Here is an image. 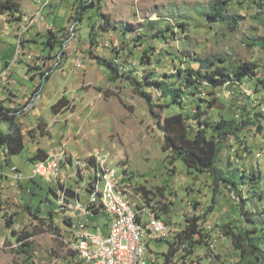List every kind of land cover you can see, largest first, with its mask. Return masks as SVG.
<instances>
[{
    "label": "rangeland",
    "instance_id": "1",
    "mask_svg": "<svg viewBox=\"0 0 264 264\" xmlns=\"http://www.w3.org/2000/svg\"><path fill=\"white\" fill-rule=\"evenodd\" d=\"M14 1L19 11H0V75L2 66L10 62L4 65L14 68L9 79L15 77L33 90L26 95L27 100L25 97L19 100L14 108L25 133V150L10 157L9 162L0 153V264H77V257H73L64 240L70 227L64 222L66 217L78 218L73 206L65 202L63 207L54 202L56 210L52 217L38 212L36 203L22 186L28 185L30 178L37 179L48 201H55L50 187L63 196L61 185H72V180H62L68 177L51 181L32 176L31 157L39 149L52 158L63 153L66 162L61 166L63 174L72 172L70 163H75L76 168L77 160L90 162L104 155L132 188L131 201L135 208L142 203L148 215H153L148 210L156 211V215L159 212L170 225L172 231L166 238L147 241L148 251L156 262L165 259L167 239L173 240L190 218L203 216L214 205L200 224L203 242L197 243L192 252L187 250L188 243L174 244L178 258L172 264H264V252H261L262 260L257 259L260 251L256 254L252 247L246 248L248 254H241L233 239L226 235L229 230L245 232L255 237V242L264 249V173L259 192L258 183L242 176V172L248 175L259 167L264 171L263 157L260 156L263 162H258V154L264 149V133L249 127L243 135L247 144L241 145L235 137L227 141L218 165L223 176L235 175L241 183L235 187L224 179L216 185L209 172L191 171L182 159L164 150L165 132L139 92L142 88L154 96L158 105L155 109L161 112L162 120L179 112L190 114L200 102L206 106L204 117L231 115L224 96L214 107L204 102L212 98L208 93L210 84L203 85L208 90L204 93L185 96L181 106L169 105L172 97L161 95L153 82L174 74L168 78L169 82L184 86L185 73L199 68L196 57L230 68L251 61L264 71V46L260 44L264 40V0H232L226 6L227 19L223 21H211L208 17L216 0H95L96 6L89 7L83 15L79 12L80 5L91 0H48L44 15L41 6L46 0ZM37 8L40 10L36 13ZM26 20L29 24L22 27ZM36 23L41 27L37 40L20 38V27L25 34ZM95 23L99 26L96 25V41L92 42L90 33ZM7 26L10 28L6 29ZM15 26L19 27L18 38L13 32V28L17 30ZM50 31L64 44L45 50L43 41ZM146 50L150 51V57ZM92 53L120 64V76L111 81V70ZM27 69L33 73L32 79L25 78ZM41 82L44 86L37 92ZM54 82L57 85L51 91L49 87ZM193 90L194 87H189L188 92ZM11 93L8 91L9 97H13ZM64 95L75 107L55 113L52 105ZM201 96L207 100H201ZM187 122L192 132L199 128L198 119L193 116ZM6 127L2 125L3 129ZM207 134L211 136L212 130L207 129ZM247 145L252 153L244 150ZM5 163L8 168L17 166L25 177L21 181L10 177L3 169ZM90 172L93 176V169L86 167L85 176H90ZM106 221L104 215L92 217L90 227L96 229ZM56 225L62 227L60 234L54 230ZM26 234L30 235L29 239L21 242L17 239L18 235ZM25 241L31 244L28 251V247L20 248V243Z\"/></svg>",
    "mask_w": 264,
    "mask_h": 264
},
{
    "label": "trees",
    "instance_id": "2",
    "mask_svg": "<svg viewBox=\"0 0 264 264\" xmlns=\"http://www.w3.org/2000/svg\"><path fill=\"white\" fill-rule=\"evenodd\" d=\"M231 1L232 0L214 1L207 13L209 19L211 21H223L227 19L226 6ZM18 6V3H16L14 0L1 1L0 11H19L20 9ZM91 6H96L95 0H91L90 2H82L79 9L80 14L83 15V13ZM233 18L236 21V18ZM96 25L98 24L95 23L93 25L90 33L92 42L96 41ZM102 28H104L103 25ZM161 35L165 36L164 30H161ZM46 38L47 39L43 41V48L45 50H47V48L49 47L54 49L61 44V41L58 40L57 34L53 31H50V35ZM63 44L64 43H62L61 45ZM260 44L264 46V40L260 41ZM145 52L147 53V57H150V54L148 53L150 51L146 50ZM92 55L99 61L100 64L107 66L111 70V75L109 76L111 81L115 80L116 75L120 76V64L112 59H103L97 55H94V53H92ZM196 60L199 62V68L189 69V71L185 73V76L182 77L185 83L184 86H175V83L169 82L168 78L176 76L174 74L167 75L164 79L156 80L153 82L160 90L161 95L163 94V96L172 97V99L168 103L169 105L177 104L183 106L185 96H189L190 94L196 95L198 94V92H202V89L204 88L203 85L210 84L212 85V88L210 91H208V93L212 96V98L210 100H207V98H203L201 96L200 99L207 100L204 102L208 103V107H214L216 102L221 101V97L219 98L216 92L218 90V87H221L225 84L236 87L241 82L247 84L246 79L255 78V76H257L259 73L264 72L260 70L257 63L251 61H245L243 63H239L237 66L230 68L225 64L218 65L215 61L203 57H196ZM223 62H225V60H223ZM113 73L115 75H113ZM179 73H182V70H180ZM259 80L260 82L262 81L261 79ZM42 86L43 83L39 84L37 87V91H39ZM189 87H194V92L189 93ZM139 92L143 97L146 98L150 106L151 113L156 116L159 126L165 132L163 145L165 151H170L178 159H182L185 162L187 168L191 171H196L198 173L209 172L214 177V182L216 183V185H219L220 181L224 179L233 184L235 187L238 186L239 182L241 183V180L235 175L223 176L222 171L218 165L221 154L226 146L227 141H229L231 137H235L241 145L247 144L245 136L243 135L249 127H255L256 131L258 129V132L264 133V111H261L260 109H258V107H254L253 104L249 101L246 102L243 106H239L237 102L235 103L234 101H228L227 109L231 115L228 116V114L220 113V115L211 118L209 116L204 117L207 113L206 109H204L206 108V106L200 102L190 114L185 115L182 112H179L170 116H166L162 120L161 112H158L155 109V106L158 105L154 103V96L151 93L145 92L142 88H139ZM74 105L75 103L64 95L52 105V110L55 113H60L68 108L73 109L75 107ZM169 105H165V107H169ZM239 109H242V112L240 116H237V112ZM190 116L198 119L199 123V128L193 132L191 131L190 126L187 122ZM2 124H5L7 126V131L2 128ZM207 129L212 130L211 136L207 134ZM25 147V133L20 123L17 121L16 109L7 107L4 101L0 100V149L2 148L4 150L6 160L8 161L10 157L21 154L25 150ZM245 149L247 152H251L250 150L248 151V145L244 148V150ZM47 158L48 153L43 149H39L38 152L33 157H31V160H34L35 164V162L37 163V161L45 160ZM91 162L93 163V161ZM256 170L257 171H252L248 175L242 172V176H246L249 182L253 181L252 183H258V189L256 190L259 192V183L262 179L263 171L260 167ZM30 179L31 180L28 185L22 186L32 202L36 203L35 209L38 212H45L52 217L54 211L56 210L55 205H53L54 202L56 205L63 207H66V205L63 204L66 202L67 205L73 206L76 216L78 215V211L75 207L77 193L71 187L66 188L64 185H61L60 188L65 193L63 196H60L57 191L53 189V187H50L49 190L56 196L57 199L55 201L49 199L48 201V197L43 192V185L40 184L37 179ZM242 182L245 183L243 180ZM243 183L241 185H243ZM261 192L262 191H260V197H262ZM37 196H40V198H37ZM145 196L148 202L147 194ZM30 207H32V205H30ZM138 207L142 208L141 205H139ZM213 207L214 205L208 207L203 216L198 215L190 218L188 220L187 226L176 236L174 235L173 240L167 239L169 247L168 251L166 252L165 259L161 263L160 261L156 262V260H153L152 263L172 264L175 260L174 256L178 252V249L174 247L175 243H188L187 250L189 252L193 251V248L197 243H202L204 236L202 235L203 232L200 224L202 220L206 219L210 212L213 211ZM158 213L159 212H157V216H161ZM101 215L102 213H100V209L96 208L93 217H98ZM74 220L75 219L73 216H67L64 222L67 225H73ZM10 222L12 223V220H10ZM54 230L57 231V234H60L62 231V227L56 225ZM14 234L17 235V232L14 231ZM196 235H200V238H197ZM226 235L233 239L235 247L241 252V254H248L249 252L247 251L249 250L246 251V248L252 247L256 254L260 251V255L257 254V259L262 260V257L264 255L261 252H264V249L261 246V243L255 242V237H251L245 232L236 233L234 230L226 231ZM29 238L30 235L28 234L18 235L17 237L20 242ZM24 246L28 247L26 249V251H28L30 250L31 244L29 243V241L20 243V248L22 250H25L23 249ZM72 254L74 255L73 257L76 256L74 252ZM76 262L77 264L81 263L79 260Z\"/></svg>",
    "mask_w": 264,
    "mask_h": 264
},
{
    "label": "built area",
    "instance_id": "3",
    "mask_svg": "<svg viewBox=\"0 0 264 264\" xmlns=\"http://www.w3.org/2000/svg\"><path fill=\"white\" fill-rule=\"evenodd\" d=\"M25 24H29L27 20L22 27ZM20 47H22L21 40L18 47L19 55ZM78 66H81V63H78ZM3 77H5V73L0 76V81ZM259 79L262 81L260 82ZM263 79L264 72L259 73L254 79L248 81L247 84L240 85V90H217V96L219 98L224 96L229 102H237L239 106H243L249 101L254 107H258V109L264 111ZM204 91L208 90L203 89L201 93H204ZM241 112L242 109H239L237 116H240ZM258 155V162H260V156H264V150ZM96 158H103V156L95 157L93 163L91 161L82 162L77 160L76 168L74 167L75 163H73L72 172L69 170V172L63 174L61 171L63 153H61L54 158L48 157L35 163L32 176H40L51 181L60 180L62 177H69V180H72L74 187L72 185L70 187L77 193L75 207L78 211V218L74 220L72 231L69 235L78 238V243L85 245L86 253L91 258V264H153L152 261H155V259L152 257V252L145 250L142 243L138 242L139 233L136 230L134 218L127 208V199H121L114 193L113 174L111 173L112 164L104 163L106 175L105 191H110L111 205H104V203L100 202V195H97L96 185L93 184V176H85L86 167L92 168L94 171ZM10 177L20 180L25 175L14 165L11 167ZM74 177L77 178L76 181H74ZM81 177H84V179L78 182ZM83 197L86 198L83 199ZM96 208H99L100 213L107 217V221L94 229V227L87 226V219L94 216ZM148 212L154 216V227L157 228V231H163V238L156 239L166 238L167 230L157 220L153 210H148ZM108 223H115L117 225V232L114 237L104 235V228ZM176 244L178 243H175V246ZM177 258L178 256L175 255L174 259L176 260Z\"/></svg>",
    "mask_w": 264,
    "mask_h": 264
},
{
    "label": "bare ground",
    "instance_id": "4",
    "mask_svg": "<svg viewBox=\"0 0 264 264\" xmlns=\"http://www.w3.org/2000/svg\"><path fill=\"white\" fill-rule=\"evenodd\" d=\"M25 30H27V29H25ZM244 84L245 83L241 82L236 87L229 86L228 84H225L221 87L225 88V90H240V85H244ZM210 86H212V85H210ZM2 151H3V149L1 148L0 153H2ZM96 160H97V162H96V165L94 166L93 184L96 185L97 195H100V202L104 203V205H111L110 191H105L106 175H105L104 163H108V162L104 158H97ZM63 163L66 164V162H63ZM62 164H61V166H62ZM111 173L113 174V190H114V193L117 197H119L121 199H127V208L130 211L131 216L134 218L136 230L139 233L138 242H141L143 248L145 250H148V247L146 244L147 241L155 240L156 238H163V231H157V228L154 227V216L152 215V213H150L152 216H149L151 218L149 223H143L144 221L142 222L141 215H140L139 211L135 208V206L133 205V203L131 201L132 200L131 199L132 188H129V184H127L124 181V179L120 177L117 169H115L112 166H111ZM103 183H105L104 187L102 186ZM154 215L157 218V220L160 222V224H162L163 227L167 230V236L170 235V233L172 231L170 228V225H168V223L165 221V219H163V217H161V216L158 217L156 215V211H154ZM149 217H148V219H149ZM90 224H91V218L87 219V226L90 227ZM71 231H72V225H70V227H69V233ZM116 232H117V225L115 223H109V231H108V233H104V235L107 237H114ZM69 233H68L67 237L64 238V240L67 242L71 251H73L76 254L77 259L81 262L80 264H91V258L86 253L85 245L78 243V238L70 236Z\"/></svg>",
    "mask_w": 264,
    "mask_h": 264
},
{
    "label": "crops",
    "instance_id": "5",
    "mask_svg": "<svg viewBox=\"0 0 264 264\" xmlns=\"http://www.w3.org/2000/svg\"><path fill=\"white\" fill-rule=\"evenodd\" d=\"M52 2V1H51ZM50 2V3H51ZM48 3V0H46L45 1V3L41 6V7H43V9L42 8H40V9H42V14L44 15V10H45V7H46V5H48L47 4ZM46 4V5H45ZM39 8H37L36 10H35V12L37 11L38 12V9ZM39 9V10H40ZM36 12V13H37ZM31 17V16H30ZM30 17H28V19L30 18ZM27 19V20H28ZM41 23V22H40ZM36 27H34V28H32V29H30V30H27L26 32H25V34H24V30L23 29H21V27H20V32H21V35H20V38H24L23 40L25 41V39H35L36 38V35H37V33L38 32H40V30H41V27L40 26H38V24L36 23ZM16 27V29L17 30H14V28H13V32H14V34H15V36L18 38L19 36L17 35L18 34V31H19V27L18 26H15ZM6 29H9L10 27L9 26H7V27H5ZM3 31H5V30H3ZM17 32V33H16ZM35 40H37V39H35ZM8 63H10V62H6L4 65H6V64H8ZM11 64V63H10ZM4 65L2 66V72H1V75L0 76H2V75H4V73H5V77H3V79L0 81V100H2V101H4V103H5V105L7 106V107H9V108H12V109H14L15 107H17V105H18V103L20 102L19 100H22V99H24V97H25V99L27 100L28 99V97H26V95L28 94H30V91H32L33 90V88H30L29 86H27V85H25V84H21L20 83V81H18L17 79H15V77L14 78H12V80H10L9 78L10 77H12V74H13V72H15L14 71V68L12 67V69H11V67H7V68H4ZM32 77H33V73H31L28 69H27V71H26V74H25V78H28V79H32ZM70 78H71V76H70ZM53 79L55 80V77L53 76ZM38 80V79H37ZM41 83H43V86H44V82H41ZM40 83V84H41ZM57 85V83L56 82H54V84L53 85H50V87H49V90H53L54 88H55V86ZM43 86H42V88H43ZM38 87V86H37ZM36 87V88H37ZM41 88V89H42ZM40 89V90H41ZM39 90V91H40ZM8 91H10V92H13V93H11V95L13 96V97H9V95H8ZM39 91H37V92H39ZM57 102V101H56ZM56 102H54V103H56ZM53 103V104H54ZM3 125V124H2ZM1 125V126H2ZM5 131H7V127H6V129H4ZM2 154H4V150H3V152H2ZM261 157H263V159H264V156H261ZM7 161V160H6ZM9 161V160H8ZM260 161L261 162H263V160L262 159H260ZM67 163H69V162H67ZM264 163V162H263ZM71 164V166L73 165V163H70ZM6 165V163L4 164V167H3V169L4 170H6V173L7 174H11V168H8L7 166H5ZM33 167H34V164H33ZM33 167H32V170H33ZM31 170V171H32ZM62 171V170H61ZM90 175H91V172L89 173ZM88 174V175H89ZM69 179V177L68 178H66L65 180L64 179H62L63 181H67ZM142 203H140V205H141ZM137 206H139V205H137ZM141 207H142V205H141ZM138 211H139V213H140V215L142 216L143 215V218L141 219L142 220V222L143 223H149L150 222V220H151V218L149 217L150 215H148V213L146 212V208L145 207H142V208H140V207H138V208H136ZM143 210V211H142ZM142 212V213H141ZM150 214V213H149ZM98 217H101V216H98ZM148 217H149V219H148ZM144 219V220H143ZM92 221V220H91ZM70 226V225H69ZM91 226H92V224H91ZM98 227H99V225H97ZM105 227H107L106 229H104V233H108V231H109V223L105 226ZM108 229V230H107ZM146 244H148V242L146 243Z\"/></svg>",
    "mask_w": 264,
    "mask_h": 264
}]
</instances>
